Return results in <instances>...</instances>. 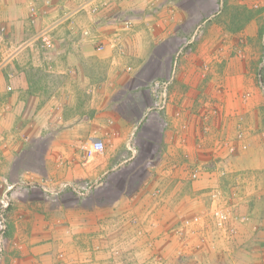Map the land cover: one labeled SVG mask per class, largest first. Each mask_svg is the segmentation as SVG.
<instances>
[{"label": "crops", "instance_id": "1", "mask_svg": "<svg viewBox=\"0 0 264 264\" xmlns=\"http://www.w3.org/2000/svg\"><path fill=\"white\" fill-rule=\"evenodd\" d=\"M206 1L222 4L0 0V199L9 188L10 202L0 264H107L109 250H122L127 236L145 250L188 211L190 168L215 165V149L224 143L245 145L244 136L235 137L237 121L191 114L209 98L219 110L238 111L242 94L257 93L250 72L218 68L220 57L236 55L239 29L234 12L215 13ZM256 19L241 30L252 31ZM44 39L51 48H43ZM147 64L152 70L145 72ZM168 79L166 109L152 110V85ZM158 119L166 120L164 129ZM244 126L248 168L264 171L261 126L249 120ZM202 128L220 139L205 137ZM92 139L104 150L87 158ZM40 144L46 146L39 153ZM136 169L144 172L135 179ZM132 180L137 186L127 195ZM63 182H99L94 189L109 198L100 202L92 191L53 195ZM155 190L169 194L151 198ZM257 223L239 225L230 250L219 244L213 255L225 264H253L254 248L264 251Z\"/></svg>", "mask_w": 264, "mask_h": 264}, {"label": "rangeland", "instance_id": "2", "mask_svg": "<svg viewBox=\"0 0 264 264\" xmlns=\"http://www.w3.org/2000/svg\"><path fill=\"white\" fill-rule=\"evenodd\" d=\"M216 1L219 4V0ZM206 4L209 6L206 5L205 9L207 10L208 6V10L214 11L215 13L221 9L234 12L232 17L237 19V29H239L237 30L236 55L231 61H229V58L223 59L220 57L221 61L218 63V68L221 67V69L235 70L238 72H250L253 77L252 84L257 88V93L255 90L252 95L244 93L240 84L237 88L238 90L241 89L240 93H244L241 95L244 104H239L241 110L233 112L230 109L219 110L217 103L212 104L213 101L210 102L209 98L203 105L201 104L202 106L199 104L198 106L195 105L194 109L198 110V112L194 111L191 114H193V116H202L203 121H207L213 117L216 119L226 117V123H234V121H237L235 124V137L238 139L240 134L241 138L244 136V144L246 145L245 139L247 135L243 134L246 132L244 126L246 120L259 124L261 126L259 134L264 137V0H222V4L217 6L215 4V6H213L209 1H206ZM202 5L203 3L200 4V7H202ZM195 6L193 7L195 8ZM247 8H250V11ZM250 17L251 19L257 18L256 24L252 31L245 33V31L241 29L244 27V22ZM198 34L202 35L200 32H198ZM196 36L193 37V44L196 43ZM177 65L178 63L174 66L176 69ZM143 70L148 72L152 70V67L147 64ZM144 81L147 84L149 80L145 79ZM237 82L244 83L245 81L242 82L238 79ZM247 101L249 103H252L251 101L255 102L257 104V110L251 112L250 104L246 106ZM205 116H207V118H205ZM187 118L190 121V117ZM164 121L165 123L163 119H158V127L161 129L165 127L166 120ZM238 123H241L243 126H241L242 129L238 128ZM201 130L202 134L205 137H210L211 140L220 139L212 130H203V128ZM240 130L242 133H240ZM256 134H251V136L254 137L253 135ZM254 140L259 139L254 137ZM206 141H208V139H206ZM238 144L239 142H236V145L233 146L232 154L228 151L230 144L227 145V143L215 149L213 157L215 160L213 162H216L215 165L208 161L207 164H195L197 167L192 166L190 168L186 191L189 199L188 211L186 214H183L185 215L183 219L167 229V233L164 234L163 238L154 240L155 243L153 246L148 245V243V247L143 250L133 248L137 240H133L132 236H127L123 242L124 248H122V250L119 248L109 250L112 252L110 253L109 263L107 264H225L213 254H219V244L224 246L223 250L225 252L230 250L229 244L233 243L234 237L237 235V230L239 233V225L244 226V224L249 222L251 224L258 222L256 230L254 231H263L264 171L259 170L257 172L256 170L248 168V155L250 154L248 150L250 146L248 148L247 144V148L243 149L242 145L239 144L238 146ZM45 146V144H40L38 146V152H42ZM202 148L201 146L198 150L202 151ZM203 151L210 156L211 151H206L205 149H203ZM227 153H229V155ZM195 170L198 171V176L193 178L192 173ZM143 172V169H136V174L133 177L135 179L141 177L140 175ZM97 184H99V182L94 184L91 191L96 193V199H99L100 202H104L109 196L105 194L102 189H94L95 186L97 187ZM130 184L132 188L137 186V182L134 184L133 180ZM134 188L131 191L130 189L127 190L126 194L133 195ZM179 193L180 192H177V198ZM165 194L169 193L155 190L152 192L151 198H157L158 196L164 197ZM110 197H114V195L110 194ZM214 206L220 207L229 215V219L223 228H217L213 219L210 217L211 210ZM188 221L189 225L185 224ZM131 223L135 224L136 220L131 219ZM243 231V229L240 230V232ZM136 234L137 236H141L143 233L139 231ZM254 242L257 244V239L254 238ZM146 243L147 241H145V244ZM2 253L1 251L0 259L3 256ZM220 257L224 258L222 255ZM250 257L253 264H264V251L260 250L259 246L254 248L253 254ZM75 264H78L77 261H75ZM88 264L92 263L89 261Z\"/></svg>", "mask_w": 264, "mask_h": 264}, {"label": "built area", "instance_id": "3", "mask_svg": "<svg viewBox=\"0 0 264 264\" xmlns=\"http://www.w3.org/2000/svg\"><path fill=\"white\" fill-rule=\"evenodd\" d=\"M89 11L95 13L97 11V8L91 7L89 8ZM124 26L126 29H130L132 26L131 20L125 21ZM42 42L44 49L51 48V43L48 40L44 39ZM100 49H102V47L98 46L97 50ZM169 84H170V80L168 79L167 81L158 82L156 84L154 83L152 85L151 91L154 98V105L152 106L153 107L152 110H155V108H157L158 111H162L166 109L168 105L167 94L169 91L168 90ZM240 138H241V134L238 139ZM242 148L246 149V145H242ZM103 150H104L103 143L99 139H92L89 147L85 149V154L87 158H91L94 155L102 154ZM228 151L232 154L233 147L229 146ZM197 176H198V171L195 170L192 173V177L196 178ZM7 190H9V188ZM7 190L3 191V195H1V199H0V252L3 249V244L8 230V224H7L8 222L6 216L10 206V202H9ZM91 190H92V184H89L88 182H82V184L75 182H63L54 186V189L51 190L50 192L53 195H60L61 193L63 194L69 192L77 196H83L85 193H88ZM210 217L213 219V222L217 228H223L229 219V215L226 213V211H223L220 207H215V206L211 210ZM185 224L189 225V221L186 222Z\"/></svg>", "mask_w": 264, "mask_h": 264}]
</instances>
